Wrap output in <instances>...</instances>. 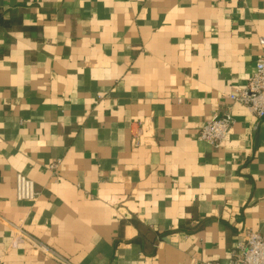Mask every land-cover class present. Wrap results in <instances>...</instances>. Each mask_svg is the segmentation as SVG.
Returning a JSON list of instances; mask_svg holds the SVG:
<instances>
[{
    "label": "crops",
    "instance_id": "0c3cea01",
    "mask_svg": "<svg viewBox=\"0 0 264 264\" xmlns=\"http://www.w3.org/2000/svg\"><path fill=\"white\" fill-rule=\"evenodd\" d=\"M263 33L264 0H0V264H60L18 227L68 264H228L264 235V118L225 97Z\"/></svg>",
    "mask_w": 264,
    "mask_h": 264
},
{
    "label": "built area",
    "instance_id": "2783aa9c",
    "mask_svg": "<svg viewBox=\"0 0 264 264\" xmlns=\"http://www.w3.org/2000/svg\"><path fill=\"white\" fill-rule=\"evenodd\" d=\"M259 44L263 53L257 59L255 70L250 76L248 83L243 88L237 89L225 97L231 102L246 106L249 112L257 118H264V33L259 38ZM234 123L235 119L231 114L224 116L214 115L201 128L199 139L215 148H219L230 135ZM60 163V160H57L51 164V170L57 171ZM39 194L33 180L22 173L16 174L15 195L18 201L33 204L38 200ZM22 239L29 241L37 250L51 256L60 264H68L53 249L27 235L18 227L13 240ZM228 264H264V235L260 232L249 230L245 238L231 250Z\"/></svg>",
    "mask_w": 264,
    "mask_h": 264
}]
</instances>
